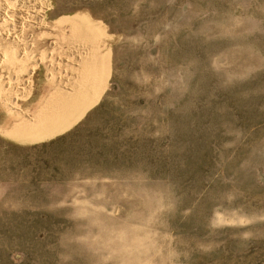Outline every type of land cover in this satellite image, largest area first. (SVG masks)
<instances>
[{
    "label": "rangeland",
    "instance_id": "374dc122",
    "mask_svg": "<svg viewBox=\"0 0 264 264\" xmlns=\"http://www.w3.org/2000/svg\"><path fill=\"white\" fill-rule=\"evenodd\" d=\"M29 5L56 44L28 78L0 46V264H264V0Z\"/></svg>",
    "mask_w": 264,
    "mask_h": 264
},
{
    "label": "bare ground",
    "instance_id": "6f19581e",
    "mask_svg": "<svg viewBox=\"0 0 264 264\" xmlns=\"http://www.w3.org/2000/svg\"><path fill=\"white\" fill-rule=\"evenodd\" d=\"M33 0H0V43L2 44V45H0V46H3L4 45V47H8L9 49H10V52H9V54H11V60H9V58L10 57H8V62L6 63L7 64V66H9V65H12L13 66V62H15V59L19 56H21L22 58H21V60H23L22 61V63H21V67L19 68V70H18V74L20 75V73H21V75L22 76H24V75H26V74H29L30 72H32V70H34V67L32 68V70L30 71V72H28V70H25L26 69V67H27V65H26V62H29V61H26V60H29L30 58V60H32V57L33 56H35L37 53H38V51L39 50H43V49H45V50H51V51H53L52 50V48H53V46H54V44H56V43H54L53 41H51V40H49L48 39V42H45V41H43V40H41V39H39L38 40V38L39 37H37L36 38V36L38 35V34H36L35 32V34H36V36H34V33L32 32V30H34V28L32 27L33 26V21H31V18H32V16H30L28 13H27V11H26V9L27 8H30V3L32 2ZM27 16V20H26V22L24 23V22H22V19H21V16H24L25 18H26V16ZM31 21V22H30ZM30 24H31V26H30ZM56 24V23H55ZM50 25V24H49ZM52 25H54V23L52 24ZM62 25V24H61ZM55 26V25H54ZM58 27H59V25H57ZM56 27V26H55ZM62 27V26H61ZM60 27V28H61ZM57 28V27H56ZM55 28V30H58V28L56 29ZM47 29H48V26H47ZM53 29V28H52ZM67 29H69V31L72 29V28H67ZM42 30H44L43 28H42ZM42 30H40V31H42ZM54 30V31H55ZM62 30V29H61ZM46 31H48V30H46ZM60 31V30H59ZM67 31V30H66ZM73 31V30H72ZM37 32V31H36ZM39 32V31H38ZM44 32V31H43ZM49 32V31H48ZM51 32V31H50ZM56 32V35H58L57 34V31H55ZM54 32V33H55ZM45 33V32H44ZM52 33V32H51ZM73 33H74V31H73ZM53 34V33H52ZM51 34V35H52ZM67 34H70L71 35V33L69 32V33H67ZM74 35V34H73ZM41 36H42V34H41ZM44 36V35H43ZM50 36V35H49ZM48 36V37H49ZM69 36V35H68ZM74 36H76V35H74ZM59 37V36H58ZM71 36H69V38H70ZM42 39L44 38V40H45V38H46V36L45 37H41ZM65 38V37H64ZM75 38V37H74ZM52 39V38H51ZM55 39V38H54ZM53 39V40H54ZM71 39V38H70ZM70 39H69V41H70ZM63 40V39H62ZM74 40H76V39H73V41ZM58 41H59V39H58ZM64 41H66V39L64 40ZM61 42V41H60ZM44 43H46L47 44V46L46 45H44ZM76 43V42H75ZM31 44V47H32V49L30 50V49H27L28 51L30 50V52H26V48L28 47V48H30L29 47V45ZM72 44V43H71ZM70 44V45H71ZM72 45H74V43L72 44ZM57 47V46H56ZM59 47V46H58ZM66 47V46H65ZM55 48V47H54ZM53 48V49H54ZM70 48V47H69ZM69 48H68V50H69ZM1 49V51H2V53H3V51L5 50L3 47L2 48H0ZM2 49H4V50H2ZM55 51V50H54ZM4 52H6V51H4ZM69 52V51H68ZM1 53V54H2ZM40 53V52H39ZM0 54V56H2ZM69 54V53H68ZM6 56H7V54H5V58H6ZM40 56V55H39ZM18 57V58H19ZM1 59H2V57H1ZM12 60H13V62H12ZM20 60V59H19ZM35 62V61H34ZM33 62V64H37V61H36V63H34ZM45 62V61H44ZM30 63H31V61H30ZM61 63V62H60ZM2 64V63H1ZM32 64V65H33ZM3 65H5V64H3ZM3 65H1L0 67L2 68V66ZM60 65V64H59ZM71 65V64H70ZM69 65V66H70ZM7 66H6V68H7ZM35 66V65H34ZM49 66V65H48ZM62 66V65H61ZM67 66V65H66ZM5 67V66H4ZM11 67V66H10ZM68 67V66H67ZM71 67V66H70ZM12 68L13 67H11V70L10 71H12ZM30 68H31V66H30ZM8 69V68H7ZM28 69V68H27ZM70 69H73V68H70ZM5 70V69H4ZM3 70V71H4ZM49 71H50V69H48ZM23 71V72H22ZM25 71H27V73H25L24 75L22 74V73H24ZM52 71V70H51ZM71 71V70H70ZM69 70H68V72H70ZM15 71H13V73H14ZM62 72H63V70H62ZM6 73V72H5ZM5 73H4V78H5ZM9 73V72H8ZM60 73V72H59ZM71 73V72H70ZM69 73V74H70ZM10 74H12L11 72H10ZM7 75H9V74H7ZM12 76H13V74H12ZM15 76V75H14ZM18 76V75H17ZM21 76V77H22ZM64 76V74L62 75V77ZM3 77H2V79H3ZM9 77H11V75L9 76ZM20 77V76H19ZM26 77L28 78V76L26 75ZM54 77V76H53ZM66 77H67V75H66ZM65 77V78H66ZM16 78V77H15ZM6 79V78H5ZM12 79V78H11ZM20 79H23V77L22 78H20ZM19 79V80H20ZM55 79V78H54ZM57 79V78H56ZM56 79L54 80V81H56ZM52 80V79H51ZM58 80V79H57ZM63 80V79H62ZM14 81H16V80H14ZM13 81V82H14ZM22 81V80H21ZM24 82L26 81L25 79L23 80ZM59 81H60V79H59ZM4 82V81H3ZM3 82H0V83H3ZM10 82V81H9ZM12 82V85H10V87L11 86H13L14 85V83ZM29 82V81H28ZM7 83V82H6ZM50 83V82H49ZM55 83H57V82H55ZM64 83V84H63ZM61 82V85L63 84L64 86L63 87H57L58 89H56V87L55 88H53V89H56V91L54 92L53 90H52V92H54L53 93V95L50 97L49 95H47L42 101H41V103H39V106H38V109H37V111H38V113H39V115H38V117L37 118H32V117H27L28 119H25V121H24V119H23V121L25 122L24 123V125H26V124H28V123H31V122H35V121H37L38 119H39V117H41L44 113H46L45 112V109L48 107V106H50V105H52L53 103H55L56 102V99L58 98V96L65 90V88H66V86H65V82ZM22 84H24L23 82H22ZM29 84V83H28ZM2 85V84H1ZM18 85V84H17ZM25 85V84H24ZM20 86V85H19ZM36 86V85H35ZM48 86V85H47ZM51 86V85H50ZM56 86H57V84H56ZM59 86V85H58ZM2 87V86H1ZM0 87V88H1ZM4 87V86H3ZM22 87V86H21ZM20 87V88H21ZM45 87H46V85H45ZM52 87V86H51ZM6 88H7V85H6ZM13 87H11L9 90L10 91H12L13 89H12ZM23 88V87H22ZM1 89H4V88H1ZM15 89H17V88H15ZM24 89V88H23ZM28 89V88H27ZM27 89H25V90H27ZM8 90V91H9ZM17 90H19V89H17ZM25 90H23V91H21V92H24ZM7 91V92H8ZM9 91V92H10ZM45 92V91H44ZM20 93V92H19ZM25 93V92H24ZM11 94H13V93H11ZM21 95V94H20ZM23 95V94H22ZM25 95V94H24ZM14 95H12L11 96V98L13 97ZM30 96V95H29ZM42 96V95H41ZM40 96V97H41ZM7 99V98H6ZM13 99H14V97H13ZM40 102V101H39ZM5 104V103H4ZM4 104H2V105H4ZM38 104V103H37ZM34 105V104H33ZM15 106V105H14ZM19 107V106H18ZM15 108H16V106H15ZM23 108V107H22ZM22 108L20 107V109L22 110ZM33 109V108H32ZM10 110H11V108H10ZM12 110H13V108H12ZM20 110V111H21ZM25 110V109H24ZM29 110H27V112H28ZM22 112V111H21ZM26 112V111H25ZM32 112V111H31ZM30 112V113H31ZM29 113V114H30ZM23 114H24V112H23ZM37 115V114H36ZM31 116H35V115H32L31 114ZM11 117V116H10ZM24 118H25V116H24ZM29 118H31V119H29ZM9 119V118H8ZM17 120H19V119H17ZM17 120L15 121L16 123H17ZM11 121V120H10ZM22 121V122H23ZM19 122V121H18ZM20 122H21V120H20ZM19 122V123H20ZM21 122V123H22ZM4 123V122H3ZM2 123V124H3ZM11 123V122H10ZM18 123V124H19ZM20 123V124H21ZM1 124V125H2ZM8 124V123H7ZM23 125V124H22ZM9 126H11V125H9ZM6 127H8V126H6ZM21 127V126H20ZM2 128H4V127H2ZM9 128L10 127H8V128H6V129H8L9 130ZM11 128H16V126L14 127V126H12ZM7 130V131H8ZM9 132V131H8Z\"/></svg>",
    "mask_w": 264,
    "mask_h": 264
}]
</instances>
